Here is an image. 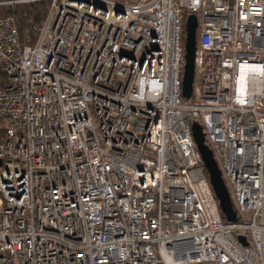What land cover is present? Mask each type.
<instances>
[{
    "label": "built area",
    "instance_id": "2783aa9c",
    "mask_svg": "<svg viewBox=\"0 0 264 264\" xmlns=\"http://www.w3.org/2000/svg\"><path fill=\"white\" fill-rule=\"evenodd\" d=\"M48 1L0 19V264H264V0Z\"/></svg>",
    "mask_w": 264,
    "mask_h": 264
},
{
    "label": "water",
    "instance_id": "95a60500",
    "mask_svg": "<svg viewBox=\"0 0 264 264\" xmlns=\"http://www.w3.org/2000/svg\"><path fill=\"white\" fill-rule=\"evenodd\" d=\"M196 29V17L194 15H188L184 21L183 64L181 72V96L186 100L190 98L193 84V60L196 43ZM190 130L219 211L226 222L233 223L236 221V215L232 208L229 194L221 178L220 171L217 168L212 152L205 143L201 126L196 122H192ZM239 240L245 244L243 238L239 237Z\"/></svg>",
    "mask_w": 264,
    "mask_h": 264
},
{
    "label": "trees",
    "instance_id": "16d2710c",
    "mask_svg": "<svg viewBox=\"0 0 264 264\" xmlns=\"http://www.w3.org/2000/svg\"><path fill=\"white\" fill-rule=\"evenodd\" d=\"M48 5V0H0V19L13 18L20 43L30 45L36 38L37 26L43 20ZM186 17V12H183L182 20Z\"/></svg>",
    "mask_w": 264,
    "mask_h": 264
},
{
    "label": "rangeland",
    "instance_id": "374dc122",
    "mask_svg": "<svg viewBox=\"0 0 264 264\" xmlns=\"http://www.w3.org/2000/svg\"><path fill=\"white\" fill-rule=\"evenodd\" d=\"M118 1V0H117ZM120 1H122V0H120Z\"/></svg>",
    "mask_w": 264,
    "mask_h": 264
}]
</instances>
